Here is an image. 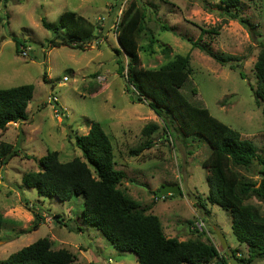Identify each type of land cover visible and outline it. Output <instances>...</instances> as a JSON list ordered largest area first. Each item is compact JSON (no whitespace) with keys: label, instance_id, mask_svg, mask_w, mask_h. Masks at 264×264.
<instances>
[{"label":"rangeland","instance_id":"1","mask_svg":"<svg viewBox=\"0 0 264 264\" xmlns=\"http://www.w3.org/2000/svg\"><path fill=\"white\" fill-rule=\"evenodd\" d=\"M132 2L145 15L144 29L136 35L140 67L156 70L177 55L188 56L191 73L182 94L237 131L264 163L262 103L255 95L254 70L258 53L264 50V0H241L238 15L252 30L219 13L217 0H0V89L34 88L27 108L29 121L0 131V145L19 151L0 166V261L47 239L54 251L71 253L73 264H138L133 253L117 251L82 219V197L66 203L40 198L21 181L24 174L39 170L37 160L47 152L56 151L61 162L83 160L71 137L87 135L93 122L101 125L112 144L114 168L126 176L119 189L146 209L145 214L160 220L167 238L210 241L226 258L214 236L218 230L228 250L247 258L246 247L232 233L230 212L205 200L210 172L202 163L211 153L205 139L184 136L175 121L168 135L147 103H134L128 91L127 59L117 52L121 51L117 31ZM65 12H74L96 27L98 46L84 51L46 46L52 35L41 20L55 26ZM162 26L171 30L163 31ZM13 37L26 41L28 56L16 53ZM150 37L156 40L151 48ZM192 42L231 60L221 65L193 48ZM118 61L124 66L121 74ZM53 97L57 105L50 101ZM152 124L158 130L149 138L143 136V128ZM148 139L153 142L151 149L130 153ZM230 168L239 185L258 187L264 164L255 160L244 168L230 162ZM165 186L178 187L181 193L162 198L158 189ZM204 203L208 215L198 206ZM243 203L264 216L261 198L249 194ZM197 220L205 225L201 233L191 229ZM251 264H264V258Z\"/></svg>","mask_w":264,"mask_h":264},{"label":"trees","instance_id":"2","mask_svg":"<svg viewBox=\"0 0 264 264\" xmlns=\"http://www.w3.org/2000/svg\"><path fill=\"white\" fill-rule=\"evenodd\" d=\"M217 2L216 10L219 13L238 20L241 25L252 30L248 22L238 15L241 0ZM144 19V13L132 2L123 13L117 31L121 50L117 52L124 54L127 59L126 83L133 102H146L150 110L161 119L168 135L172 122L175 121L177 129L184 136L198 135L205 139L211 150L202 163L210 172L206 178L208 195L205 200L210 205H219L230 212L232 233L237 242L247 250V258H240L232 251L235 259L240 264H251L255 258L262 259L264 216L254 206L244 205L243 200L253 194L264 201V168L259 171L261 179L258 187L257 184L250 183L239 185L230 162L244 168L253 166L255 160L260 165L264 163L258 159L253 146L242 140L237 131L212 117L206 108L191 104L182 94L181 89L191 73L188 56L177 55L156 70L140 67L136 35L143 31ZM41 25L52 35L46 41L49 48L67 47L84 51L98 46L100 42L96 27L74 12L63 13L55 26L44 19L41 20ZM162 30L171 29L162 26ZM13 42L16 53H20V47H28L26 41L16 37H13ZM155 42L150 37L149 48ZM191 44L221 65H226L231 60L230 57L214 54L197 42ZM118 65V72L121 74L124 66L120 61ZM254 70L258 82L255 95L262 103L264 125L263 49L258 53ZM33 92L32 85L0 89V131H5L10 124L29 121L27 108L32 101ZM156 130L158 127L155 124L148 125L143 128L142 135L149 138ZM71 138L83 160L75 158L69 162H61L56 151L47 152L37 160V172H28L22 176V184L34 189L38 197L56 199L60 203L82 197V219L94 226L114 249L133 253L138 264H213L215 260L229 264L227 255L222 258L215 244L210 241L205 242L199 238L187 241L167 238L160 220L156 216L145 214L146 209L119 189L126 176L123 171L114 168L112 144L98 122L90 125L87 135ZM152 146L153 142L148 139L130 153L137 155ZM18 153L11 145L1 144L0 166L6 165ZM28 204L25 200L26 207ZM198 206L205 214H209L205 203ZM1 223L0 216V226ZM74 260L75 257L68 251H54L47 239H39L9 255L0 264H73Z\"/></svg>","mask_w":264,"mask_h":264},{"label":"water","instance_id":"3","mask_svg":"<svg viewBox=\"0 0 264 264\" xmlns=\"http://www.w3.org/2000/svg\"><path fill=\"white\" fill-rule=\"evenodd\" d=\"M180 193L181 192H180V189L178 187L165 186V187L160 189V194H161L162 197H165L167 195H169V196L179 195ZM214 236L218 240V243H219V246H220L221 250L226 252L229 264H240L235 259L234 255H233V252L228 250V247H227V244L225 242L223 234L220 231L215 230V235ZM217 264H222V262L218 261Z\"/></svg>","mask_w":264,"mask_h":264},{"label":"built area","instance_id":"4","mask_svg":"<svg viewBox=\"0 0 264 264\" xmlns=\"http://www.w3.org/2000/svg\"><path fill=\"white\" fill-rule=\"evenodd\" d=\"M19 50H20L21 56H23V57L28 56V52L30 51V47H20ZM63 80H66V78H63ZM50 101H52L54 105L58 104V100L56 97L51 98ZM55 113L57 114L56 110H55ZM204 228H205V225L201 220L195 221L191 227L192 230H195L199 233L203 232Z\"/></svg>","mask_w":264,"mask_h":264}]
</instances>
